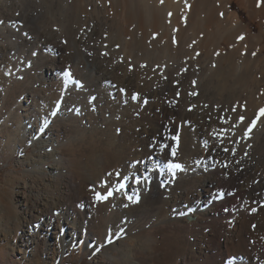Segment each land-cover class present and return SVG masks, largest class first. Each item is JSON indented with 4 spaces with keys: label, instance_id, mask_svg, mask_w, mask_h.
Listing matches in <instances>:
<instances>
[{
    "label": "bare ground",
    "instance_id": "1",
    "mask_svg": "<svg viewBox=\"0 0 264 264\" xmlns=\"http://www.w3.org/2000/svg\"><path fill=\"white\" fill-rule=\"evenodd\" d=\"M112 1L113 7L122 10L131 7L137 30H142L146 19L154 27L163 13L166 17L172 12L179 15V11L183 13L182 9L188 5L187 0H150L153 5L150 10L147 0ZM220 9L212 7L213 14L222 15ZM12 10H20L14 0H0V39H10L22 32L19 34L22 42L30 44L28 39L31 37L25 35L21 24L8 23L13 16ZM228 13L232 15L230 11ZM23 15L27 18L30 13L23 11ZM231 22V30H239L237 18L232 17ZM5 46L0 44V84L15 78L12 71L1 72L7 67L6 56L10 52ZM45 52L50 98H41L39 89L35 85L32 89L27 84L26 88L23 86V95L16 106L24 111L17 123L21 146H33L35 156L29 158L31 161L26 159L30 164L32 194L18 200L21 209L19 226L23 232L21 247L26 256L27 253L34 255V245L39 239L46 250L44 264H63V254L80 244L87 233V251L96 255L99 261L104 258L106 264H264V168L256 164L254 156L260 137L249 138L253 141L247 143L249 145L245 143L247 146L244 144L243 150L236 146L233 155V150L223 152L224 144H219L209 134L210 128L219 129L227 124L221 123V118L231 122L230 116L236 115L238 79L234 78L232 83L230 104L217 102L214 106L198 100L186 104L181 96L182 81L192 71H178L181 80L177 79L179 85L174 89L166 83L169 82L167 73L162 83H149L148 76H142L141 70L142 73L108 68L103 85L98 77L87 78L92 79L88 87L92 88L93 96L90 104L80 99L77 103L71 98L82 94L87 85L81 89V83L65 86L64 80L62 83L55 81L58 70L65 68L64 45L55 41ZM74 90L78 94L72 93ZM132 90L139 92V101L132 99ZM172 90L178 91L175 100L169 96ZM57 110V115L52 116L51 113ZM53 117L58 120L55 122ZM68 124L91 137L94 132L104 135L99 145L89 148V156L82 161L79 171L65 170L68 159L62 153L64 142L59 128ZM180 132L183 136L178 145L173 137ZM205 141H208L207 147ZM163 145L169 147L162 149ZM172 148L176 149L175 162L184 169L174 170V175L149 159L155 157L159 165H164L170 159ZM48 161L52 165L45 169ZM138 161L143 163L138 164ZM225 163L227 167L223 166ZM117 172L122 177L142 175L145 179L141 185L125 179V188L116 191L113 185ZM103 183V194L111 189L113 197L106 201L97 202L95 198L91 201L93 192L90 189H100L98 186ZM221 187L226 194L223 198L217 194ZM129 196L135 199L129 201ZM108 237H111V243L107 242Z\"/></svg>",
    "mask_w": 264,
    "mask_h": 264
},
{
    "label": "rangeland",
    "instance_id": "2",
    "mask_svg": "<svg viewBox=\"0 0 264 264\" xmlns=\"http://www.w3.org/2000/svg\"><path fill=\"white\" fill-rule=\"evenodd\" d=\"M187 1L188 5L182 9L183 13L179 11L178 15V12L177 14L172 12L167 17L163 13L159 16L154 27H151L146 19L142 30H137L133 24L131 7L126 6L123 10L113 7L112 0H14L20 10L19 12L12 10L13 16L7 21L8 23L21 24L25 33L27 32V35L32 39L27 37L30 44L23 43L19 37L23 34L22 32L13 35L10 39H0V44H4V46L6 44L5 47L10 50L6 56L5 66L7 67L1 72L5 71L4 73L7 72L6 74H8L12 71L13 77L16 78L5 81V84L4 82L1 83L2 85L0 84V264H44L46 261L44 255L46 250L39 239L37 241L35 239L34 255L27 253L26 256L21 247L23 232L19 226L21 209L18 200L24 196L28 198L32 194L30 164L26 162V159L29 160L30 157L34 159L35 156L33 146H21L17 123L19 119H22L21 116L24 111L16 108V106H18L27 84L32 89L36 86L35 88L40 91L41 98H50L49 82L46 80L48 74L45 70L43 55L46 49H50V44H54L55 41L64 45L63 54L66 63L64 70H58V77L55 81L59 80L62 83L64 80L63 73L70 69L74 81L77 82L75 84L80 85L81 83L83 88L87 87L82 94L79 93V96L71 98L77 103L79 102L78 99L84 101L85 104L86 101L89 103L90 100H93L90 93L92 88L88 89L92 79L91 81L89 79L90 77H98L97 79H101L98 80L99 83L103 85L105 70L108 68L141 70L143 71V73L140 71L142 76H148L149 83H162L163 76L167 73L169 82L166 83L171 84L170 86L174 89L178 87L181 80L177 72L180 70L192 71V74H188L186 80L182 81L184 92L182 91V95L179 93L183 96L182 99L186 104L192 101L195 103L197 100L201 103L203 101L206 104H214V106L217 105V102L225 103L224 105L230 104L232 83L235 82L234 78L238 79L240 88L237 100V117L236 115H233L232 118L230 116L231 122L219 127V129L230 128L233 124H238V127L232 129L233 132L236 131L234 132L235 135L230 134V139L225 140L223 144L231 151L237 148L243 150L244 147L251 144L253 140L250 139L253 135H259L260 139L256 142L257 149L254 156H256V164L264 168V122L261 120L253 129L250 137L242 139L247 126L259 110L264 109V0ZM147 3H149L150 6L148 7L151 10L152 3L150 0H147ZM99 4L100 7H98ZM212 7L221 8L222 15L219 14L218 17L214 15ZM22 10L30 13V16L26 18ZM222 10H225L227 17ZM232 17L237 18L240 24L237 31L231 30L233 27ZM152 28L153 30H151ZM37 32H42L44 35L39 36ZM237 66L240 67L239 70ZM174 71L176 72L174 73ZM82 87L80 86L81 89ZM177 90L168 91L171 100L177 98ZM72 93L78 94L75 90ZM132 93V95L139 94L136 91ZM91 111H93V107ZM226 111L223 114H226ZM34 114L37 115V113ZM240 116L245 117V122L239 123ZM55 119L58 120V118L53 117L55 122L57 121ZM59 129L64 142L62 147L64 152L62 151V153L66 160L68 159L65 170L79 171L82 161H86L89 156V150L95 145H99L100 138L102 139L104 135L99 134L100 132H94L95 135L91 137L90 134L86 135L82 132L80 128L69 124L61 125ZM69 130L71 131L68 132ZM212 130L214 128L209 129V134L212 133ZM182 136L180 132L175 137L181 139ZM180 139L174 141L179 145ZM245 143L249 144L246 145ZM45 165V169L49 168L52 162L48 161ZM102 186L104 183L98 186L100 189L95 188V190H100L97 192L103 194ZM93 193L90 194L91 201L95 198ZM217 194L221 198L226 196L222 187L218 189ZM3 206L7 208L4 210ZM81 210H84L82 206ZM86 215H89L88 212ZM88 236L85 233L84 240L80 244H76L69 252L63 254V264L107 263L104 258L99 261L96 255H91L87 251Z\"/></svg>",
    "mask_w": 264,
    "mask_h": 264
},
{
    "label": "snow or ice",
    "instance_id": "3",
    "mask_svg": "<svg viewBox=\"0 0 264 264\" xmlns=\"http://www.w3.org/2000/svg\"><path fill=\"white\" fill-rule=\"evenodd\" d=\"M0 23H2V21H0ZM25 35H27V33H25ZM104 55H107V53H104ZM63 76H64V84H65V86H67L69 84L77 83L76 81H74L70 69L67 70L65 73H63ZM81 87H82V85H81ZM121 91L123 92L124 90L121 89ZM132 99L136 100V101H139V99H140L139 94L134 95L132 97ZM144 103H147V101H144ZM57 112H58V110L57 111H53L51 113V115L52 116H56ZM244 119H245V117L240 116L239 117V123H243ZM262 119H264V109H260L259 112L257 113V115L255 116V118L247 126V128H246V130L244 132V136L242 137V139L250 137V134L252 133L253 129L257 126V124ZM221 123H230V122L228 120H226V119L221 118ZM45 126H47V125H45ZM235 127H238V124H233V125H231L230 128L214 129L212 131L211 135H212V137H213V139L215 141H217L219 144L223 145L225 140L230 139V134L231 135H235V133L232 131V129L235 128ZM173 139L178 141L179 137H173ZM204 143H205V146L207 147L208 146V141H205ZM168 147H169L168 145H163L162 149L163 148H168ZM222 151L227 153V152L230 151V149L228 147H222ZM232 154L235 155V151L234 150L232 151ZM169 155H170V159H168L165 162L164 165H159L158 161L156 160L155 157H149V159L157 167H166L168 172H172L173 175H174V170L183 171L184 170L183 166L180 163L175 162V157H176V149L175 148H172L170 150ZM137 163L139 164V163H143V162L138 161ZM223 166L227 167L228 165H227V163H225ZM110 175H112V174H110ZM114 177H115V183H114L113 187L115 188L116 191H119V190L125 188V186H126L125 183H124L125 179H131L134 182L135 185H141L144 182V179H145L142 175H135V176H132V177H122L119 172L115 173ZM104 183H105V186H107L108 182L105 181ZM90 190L94 192L95 201H97V202L106 201L109 197L113 196V191L111 189L107 190L106 193H104V194H101L100 192H97L94 187L91 188ZM128 199H129V201H133L135 199V197L134 196H129ZM107 242L108 243L112 242L111 237L107 238Z\"/></svg>",
    "mask_w": 264,
    "mask_h": 264
}]
</instances>
